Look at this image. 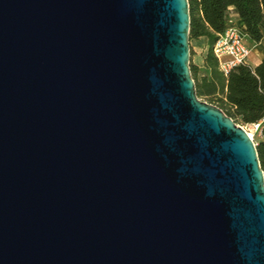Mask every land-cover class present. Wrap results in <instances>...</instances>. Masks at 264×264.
<instances>
[{
	"label": "water",
	"instance_id": "95a60500",
	"mask_svg": "<svg viewBox=\"0 0 264 264\" xmlns=\"http://www.w3.org/2000/svg\"><path fill=\"white\" fill-rule=\"evenodd\" d=\"M190 32L189 0H0V264H264L257 144Z\"/></svg>",
	"mask_w": 264,
	"mask_h": 264
},
{
	"label": "trees",
	"instance_id": "16d2710c",
	"mask_svg": "<svg viewBox=\"0 0 264 264\" xmlns=\"http://www.w3.org/2000/svg\"><path fill=\"white\" fill-rule=\"evenodd\" d=\"M191 10L190 40L208 39L210 48L205 61V74L191 60V69L200 99L222 109L241 126L264 120V60L256 68L242 65L226 76L219 67L214 46L225 34L233 13L243 23L250 39L264 40V0H189ZM194 51L192 50V56ZM255 140L264 170V127Z\"/></svg>",
	"mask_w": 264,
	"mask_h": 264
},
{
	"label": "built area",
	"instance_id": "2783aa9c",
	"mask_svg": "<svg viewBox=\"0 0 264 264\" xmlns=\"http://www.w3.org/2000/svg\"><path fill=\"white\" fill-rule=\"evenodd\" d=\"M248 35L243 27L238 26L231 18L225 34L219 37L214 46V53L219 61L220 70L228 76L239 66L247 65L252 55V48L246 44ZM254 138L255 134H261L264 120L260 123L243 126Z\"/></svg>",
	"mask_w": 264,
	"mask_h": 264
},
{
	"label": "crops",
	"instance_id": "0c3cea01",
	"mask_svg": "<svg viewBox=\"0 0 264 264\" xmlns=\"http://www.w3.org/2000/svg\"><path fill=\"white\" fill-rule=\"evenodd\" d=\"M231 19L240 27H243V23L240 20L239 16L235 13L231 15ZM199 44V50H200V57L202 59V66L204 68V61L205 58L212 47L208 39L203 38L198 41ZM246 44L252 48V55L248 60L247 65H249L252 68H256L259 66L262 61L264 60V40L260 43L257 44L255 43L252 39L249 37L246 39ZM198 66V65H197ZM200 67V66H199Z\"/></svg>",
	"mask_w": 264,
	"mask_h": 264
},
{
	"label": "rangeland",
	"instance_id": "374dc122",
	"mask_svg": "<svg viewBox=\"0 0 264 264\" xmlns=\"http://www.w3.org/2000/svg\"><path fill=\"white\" fill-rule=\"evenodd\" d=\"M191 49L194 51V54H193L191 60L193 61V63L195 65L200 66L201 75L205 74V70H204V68L202 66V59L200 57V50H199L198 41L191 42ZM254 139L255 140H259L260 139V135L258 133L255 134Z\"/></svg>",
	"mask_w": 264,
	"mask_h": 264
}]
</instances>
